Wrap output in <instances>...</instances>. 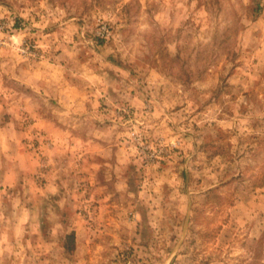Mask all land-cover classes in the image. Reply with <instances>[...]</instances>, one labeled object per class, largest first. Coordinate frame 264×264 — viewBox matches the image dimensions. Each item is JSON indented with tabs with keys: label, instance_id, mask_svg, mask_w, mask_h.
<instances>
[{
	"label": "clouds",
	"instance_id": "obj_1",
	"mask_svg": "<svg viewBox=\"0 0 264 264\" xmlns=\"http://www.w3.org/2000/svg\"><path fill=\"white\" fill-rule=\"evenodd\" d=\"M0 264H264V0H0Z\"/></svg>",
	"mask_w": 264,
	"mask_h": 264
}]
</instances>
